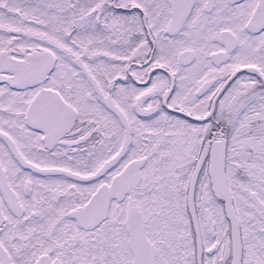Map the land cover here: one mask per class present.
<instances>
[{
  "label": "snow or ice",
  "instance_id": "snow-or-ice-1",
  "mask_svg": "<svg viewBox=\"0 0 264 264\" xmlns=\"http://www.w3.org/2000/svg\"><path fill=\"white\" fill-rule=\"evenodd\" d=\"M0 264H264V0H0Z\"/></svg>",
  "mask_w": 264,
  "mask_h": 264
}]
</instances>
